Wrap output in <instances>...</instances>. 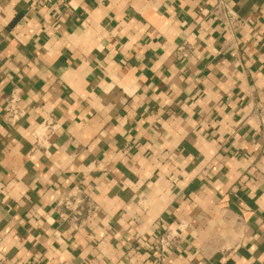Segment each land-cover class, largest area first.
<instances>
[{
	"label": "crops",
	"instance_id": "crops-1",
	"mask_svg": "<svg viewBox=\"0 0 264 264\" xmlns=\"http://www.w3.org/2000/svg\"><path fill=\"white\" fill-rule=\"evenodd\" d=\"M217 1L0 0V264H264V0Z\"/></svg>",
	"mask_w": 264,
	"mask_h": 264
},
{
	"label": "built area",
	"instance_id": "built-area-1",
	"mask_svg": "<svg viewBox=\"0 0 264 264\" xmlns=\"http://www.w3.org/2000/svg\"><path fill=\"white\" fill-rule=\"evenodd\" d=\"M211 17L219 22L231 36L240 32L246 25V20L242 18L232 5L226 0H218L212 7ZM4 117L8 124L15 125L17 122L26 115V110L20 103V98L17 94H12L5 104ZM40 130L49 138L57 130L58 125L52 120H46L39 125ZM88 198L84 195L72 194L69 195L64 201V206L68 209V214L73 219H79L81 215L87 210L86 202ZM184 229L182 226L169 228L159 238V248L162 252L168 249L176 248L183 244L185 237L183 235ZM63 264H68L64 262Z\"/></svg>",
	"mask_w": 264,
	"mask_h": 264
}]
</instances>
